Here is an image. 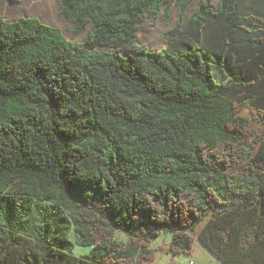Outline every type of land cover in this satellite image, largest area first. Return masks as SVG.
I'll return each mask as SVG.
<instances>
[{
  "label": "trees",
  "instance_id": "16d2710c",
  "mask_svg": "<svg viewBox=\"0 0 264 264\" xmlns=\"http://www.w3.org/2000/svg\"><path fill=\"white\" fill-rule=\"evenodd\" d=\"M192 1L59 0L75 43L0 11V264H152L162 234L264 264V5ZM173 5L168 46L141 47Z\"/></svg>",
  "mask_w": 264,
  "mask_h": 264
},
{
  "label": "rangeland",
  "instance_id": "374dc122",
  "mask_svg": "<svg viewBox=\"0 0 264 264\" xmlns=\"http://www.w3.org/2000/svg\"><path fill=\"white\" fill-rule=\"evenodd\" d=\"M220 0H211L210 6L216 7ZM200 0H193L188 6L187 15L193 13L199 6ZM59 0H19L14 3L10 0H0V11L6 17L7 21L18 20L21 16L24 17H37L43 23L50 24L60 28L68 41L78 42L86 39L87 32L74 36L70 31L72 24L69 23L60 13ZM241 11L243 14L254 13L257 9H261V5H264V0H242ZM181 5H173L170 8L171 23L163 17V12H160L158 16L149 15L144 21L140 23V29L137 34V43L150 51H161L165 49L169 41L164 38L163 34L172 29L179 15ZM99 50L112 51L111 46L100 47ZM123 54L127 55L130 52L122 50ZM215 76L218 82L225 80L219 72L215 70ZM244 115L249 116L248 110L243 112ZM257 127L255 123H252ZM205 226V223L201 224L197 232H200ZM171 234H162L156 241L151 243L150 248L156 249L160 246L165 247V251H156L155 260L152 264H215L220 262H213L211 259H215L208 248L197 238L195 241V248L190 256L185 255H173L171 254L167 246L171 240ZM71 240L75 244L74 252L76 255L87 254L91 249L79 246L76 241L74 230L70 234ZM126 241V238L120 237ZM213 256V258H211ZM218 261V260H214Z\"/></svg>",
  "mask_w": 264,
  "mask_h": 264
},
{
  "label": "crops",
  "instance_id": "0c3cea01",
  "mask_svg": "<svg viewBox=\"0 0 264 264\" xmlns=\"http://www.w3.org/2000/svg\"><path fill=\"white\" fill-rule=\"evenodd\" d=\"M211 253V252H210ZM213 255V254H212ZM215 259H211L213 260V262H220V263H215V264H223L219 259L216 258L215 255H213ZM213 256L211 258H213ZM214 260H218V261H214Z\"/></svg>",
  "mask_w": 264,
  "mask_h": 264
}]
</instances>
